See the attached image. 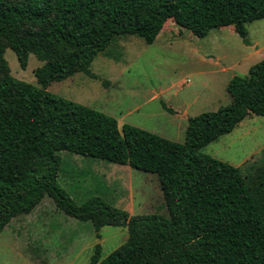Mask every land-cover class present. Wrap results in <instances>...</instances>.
I'll return each instance as SVG.
<instances>
[{
	"label": "trees",
	"instance_id": "1",
	"mask_svg": "<svg viewBox=\"0 0 264 264\" xmlns=\"http://www.w3.org/2000/svg\"><path fill=\"white\" fill-rule=\"evenodd\" d=\"M261 18L264 0H0V232L47 196L97 236L126 227L125 242L104 258L97 243L89 264H264V148L245 172L200 151L246 116H264V59L230 78L228 104L188 117L182 143L47 90L91 74L121 35L151 44L172 20L196 37L232 26L248 44L246 25ZM6 48L22 69L30 53L42 62L37 85L10 74ZM60 151L154 173L167 214L130 215L98 196L76 204L57 183Z\"/></svg>",
	"mask_w": 264,
	"mask_h": 264
},
{
	"label": "rangeland",
	"instance_id": "2",
	"mask_svg": "<svg viewBox=\"0 0 264 264\" xmlns=\"http://www.w3.org/2000/svg\"><path fill=\"white\" fill-rule=\"evenodd\" d=\"M246 30L248 44L232 26L196 37L167 20L153 43L136 35L114 38L91 62V74L79 71L47 90L114 117L119 127L131 124L182 143L188 117L228 104L230 78L244 76L264 59V18ZM3 57L12 76L37 85L34 70L42 62L34 54L24 69L11 49ZM263 148L264 116L248 115L200 151L245 172ZM58 154L57 183L76 204L98 196L130 215L167 214L154 173L69 151ZM127 236L126 227L113 225L101 227L97 236L89 221L66 215L46 196L0 232V264H89L97 243L104 258Z\"/></svg>",
	"mask_w": 264,
	"mask_h": 264
}]
</instances>
